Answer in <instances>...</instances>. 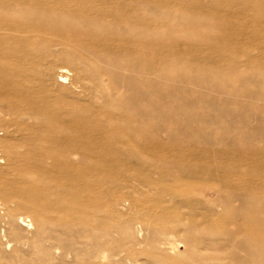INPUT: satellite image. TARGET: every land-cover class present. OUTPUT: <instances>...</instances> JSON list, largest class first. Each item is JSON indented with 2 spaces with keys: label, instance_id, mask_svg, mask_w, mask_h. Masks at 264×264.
Segmentation results:
<instances>
[{
  "label": "rangeland",
  "instance_id": "obj_1",
  "mask_svg": "<svg viewBox=\"0 0 264 264\" xmlns=\"http://www.w3.org/2000/svg\"><path fill=\"white\" fill-rule=\"evenodd\" d=\"M0 264H264V0H0Z\"/></svg>",
  "mask_w": 264,
  "mask_h": 264
}]
</instances>
